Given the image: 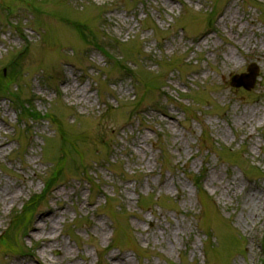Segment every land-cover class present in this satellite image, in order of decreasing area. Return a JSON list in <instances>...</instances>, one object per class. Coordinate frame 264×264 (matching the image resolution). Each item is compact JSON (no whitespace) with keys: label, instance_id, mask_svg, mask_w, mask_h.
Returning <instances> with one entry per match:
<instances>
[{"label":"rangeland","instance_id":"374dc122","mask_svg":"<svg viewBox=\"0 0 264 264\" xmlns=\"http://www.w3.org/2000/svg\"><path fill=\"white\" fill-rule=\"evenodd\" d=\"M0 2V264H260L264 0Z\"/></svg>","mask_w":264,"mask_h":264},{"label":"trees","instance_id":"16d2710c","mask_svg":"<svg viewBox=\"0 0 264 264\" xmlns=\"http://www.w3.org/2000/svg\"><path fill=\"white\" fill-rule=\"evenodd\" d=\"M75 28L79 29V30H82L85 34L86 37H89L91 36V31H88V29H86L87 27L86 26H82L81 27L79 26L78 23L75 24ZM86 32L89 34H86ZM92 42H94L93 40H91ZM96 41V40H95ZM19 61L16 60V59H13L11 60V63H9V70L7 71L6 74H3V72L1 71L0 72V77L3 79V80H9V81H13L16 74H18L19 71ZM21 70V69H20ZM133 71H131L130 73H132ZM139 72V71H138ZM136 75V78H137V74L135 73ZM139 78L143 81H144V77L142 74L139 73ZM3 86V84L0 82V89L1 87ZM17 104H19V101L17 100ZM18 110L20 111V115H22V111H25L26 108L22 110L20 104L18 106ZM59 136L61 138V148L63 149V153L64 152V148H65V144L67 142V140L65 139V136L59 131ZM68 143V142H67ZM69 144V143H68ZM55 174V173H54ZM53 175V174H52ZM56 177V176H55ZM50 177V180L46 183V188L50 189L54 184H56V179ZM37 195H32L31 198L29 200H27L23 206H22V209L19 211V213L17 212V214H14L10 223H9V226L7 227L6 231H4L0 237L3 238L5 235L9 238H10V235H11V231L14 229V228H19L21 227L22 229V232L25 231L27 228V225L30 223L31 219H32V215H33V210L35 208V206L37 205L36 204V199ZM15 226V227H14ZM12 229V230H11ZM21 232V234H23ZM16 251V250H15ZM15 251H11V253H15ZM262 264H264V257H263V260H262Z\"/></svg>","mask_w":264,"mask_h":264},{"label":"bare ground","instance_id":"6f19581e","mask_svg":"<svg viewBox=\"0 0 264 264\" xmlns=\"http://www.w3.org/2000/svg\"><path fill=\"white\" fill-rule=\"evenodd\" d=\"M66 85L69 86L70 85V82L67 80L66 81ZM76 90V89H75ZM251 114L253 115V112H251ZM241 115V122L243 123H248L251 119L252 116L248 115V113L246 111H243L240 113ZM4 143H1L0 142V150L2 149ZM256 196L257 194L255 192H249L247 195H246V198L244 199L245 200V207L246 208H249L250 210H252V213L253 215H257L258 213V208L256 207V209L254 208V203H255V199H256ZM49 213L50 217L54 216L55 215V211L53 210H47V212L45 214H43L42 216L44 217L43 218V221L45 225H43L42 227H39V226H36L37 230L36 232L38 233V236H41L43 235V237H45L44 239L48 240L49 236H47V234L51 233L54 231V225L51 223V224H47V221L48 219L50 218L49 216L48 217H45V215ZM112 258H114L116 260L117 263L119 264H129L128 260L126 259H120L119 258V255L118 254H114L112 255Z\"/></svg>","mask_w":264,"mask_h":264},{"label":"water","instance_id":"95a60500","mask_svg":"<svg viewBox=\"0 0 264 264\" xmlns=\"http://www.w3.org/2000/svg\"><path fill=\"white\" fill-rule=\"evenodd\" d=\"M256 74L257 66L254 63H250L247 66V72L241 74H234L231 77L230 84L232 86H243L246 89H250L254 85Z\"/></svg>","mask_w":264,"mask_h":264}]
</instances>
